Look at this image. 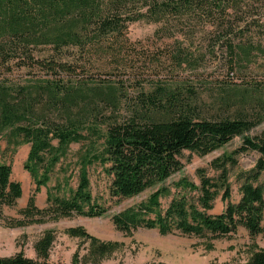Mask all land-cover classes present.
<instances>
[{
  "label": "trees",
  "instance_id": "16d2710c",
  "mask_svg": "<svg viewBox=\"0 0 264 264\" xmlns=\"http://www.w3.org/2000/svg\"><path fill=\"white\" fill-rule=\"evenodd\" d=\"M133 1L0 0V66L9 72L16 68L27 69L34 76L43 73L27 85L0 84V135L7 133L9 147L31 145L24 167L36 188L22 213L34 222L46 214L103 216L108 209L92 195L90 166L103 167L111 179L112 197L131 198L180 172L184 151L207 155L242 137L241 146L232 155L214 160V166L222 171L218 179L201 169V185L182 178L176 184L180 192L167 208L162 207L160 198L170 190L162 186L147 201L114 214L112 221L126 233L148 228L162 235L179 231L221 238L244 227L251 237L264 235V189L257 184L264 172V128L257 132L264 125V70L250 86L229 92L213 113H202L199 94L184 89L185 84L173 75L186 67L196 69L200 63L184 50L155 60L135 50L127 32L128 22L136 18L125 14ZM137 1L150 8L163 5L177 14L198 7L216 8L225 21L219 27L225 34L218 44L228 54L230 79L236 80V70L252 75L246 72L251 66L264 67L259 63L264 58V0ZM43 48L48 54L38 55ZM146 65L157 77L166 71L169 81L158 79L152 90L141 91L126 116L120 112L118 84L93 83L96 74L137 81L144 77L139 71ZM96 102L105 104L110 112L103 120L89 122L86 112ZM253 131L257 132L254 136L248 135ZM88 139V149L80 156L78 187L62 194L65 184L59 182L56 192H48V209L40 210L36 195L51 181L71 145ZM250 151L258 153L256 166L240 187V200L232 202L227 165L237 164L235 156ZM12 173V166L0 160V208L15 206L23 195L22 185L12 179ZM223 188L226 207L212 214L213 201ZM186 192L197 195L189 197ZM70 232L76 237L88 235L82 228ZM51 244V235L38 243V260L19 252L0 255V264H52ZM107 251L106 245L98 250L100 255ZM247 264H264V249L255 251Z\"/></svg>",
  "mask_w": 264,
  "mask_h": 264
},
{
  "label": "rangeland",
  "instance_id": "374dc122",
  "mask_svg": "<svg viewBox=\"0 0 264 264\" xmlns=\"http://www.w3.org/2000/svg\"><path fill=\"white\" fill-rule=\"evenodd\" d=\"M172 2V0H159ZM154 4V2H150ZM145 5L137 0L130 3L125 9V14L136 19L128 22L127 37L134 44L135 50L141 55H147L153 60L163 57L167 53L184 50L193 54V60L200 63L198 68H184L173 74L175 80L185 84L199 94L198 108L204 114L213 113L219 106L220 100L229 92L237 88L250 86L257 74H262L264 67L251 66L252 75L236 70V80H231L228 70V54L224 52L219 41L225 34L219 29L225 22L221 20V13L216 8H196L193 12L175 13L172 9H165ZM160 18V19H158ZM223 22V23H222ZM215 50L212 52V47ZM47 48L41 49L38 55L48 54ZM264 65V58L259 59ZM141 69L144 77L134 81H124L120 75L96 74L93 83L96 85L118 84L116 95L122 101L120 112L124 116L127 110L135 103L137 96L143 90L149 92L160 81L166 82V71L159 77L154 71ZM151 66V64H150ZM253 68H256L253 71ZM38 74V73H37ZM29 74L27 69L9 72L0 66V84L9 87L27 85L34 78H41ZM91 79V78H90ZM125 79V78H124ZM159 82V81H158ZM95 107V109H94ZM110 110L103 103L96 102L88 108L86 119L90 122L98 118L103 120ZM264 128L260 127L258 131ZM253 131L248 135L254 136ZM90 140L82 143H73L68 156L56 167L51 181L41 188L36 195V206L40 210L48 209V192L59 182L65 184V190L76 189L80 180V156L88 149ZM242 137H235L230 143L207 155L184 151L181 160L184 168L174 174L165 183L131 198H114L110 194L111 179L99 164L89 167L91 192L94 199L108 209V212L99 217H86L78 214L71 216H58L46 214L44 217L32 221L22 211L27 208L33 195L36 184L32 175L25 169L24 164L28 158L31 145L22 144L14 148L9 147L7 133L0 135V160L12 166V179L22 185L23 195L15 206L0 208V255L13 256L23 252L27 257L39 259L37 252L38 243L47 235L52 236L49 250V262L52 264H247L252 254L264 249V235L251 237L247 229L240 227L236 233L221 238L212 236L199 237L184 235L179 231L162 235L157 229L139 228L131 233L123 232L116 228L112 216L128 207L147 201L152 193L160 187H167L169 195L160 198L163 208H167L180 189L176 184L187 178L196 185H201L199 170H204L206 175L218 179L221 170L214 166L217 158L232 155L235 149L241 146ZM57 141L54 144L57 145ZM258 153L245 152L235 156L237 164L227 165L228 184L231 191V201L238 202L241 198L240 187L244 180L256 166ZM258 185L264 189V172L259 178ZM224 188L219 191L213 201L212 214L224 211L226 201L223 199ZM189 197H195L196 192H186ZM73 228H82L88 235L79 237L71 235ZM108 247L107 253L100 255L99 248Z\"/></svg>",
  "mask_w": 264,
  "mask_h": 264
}]
</instances>
